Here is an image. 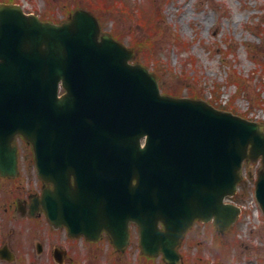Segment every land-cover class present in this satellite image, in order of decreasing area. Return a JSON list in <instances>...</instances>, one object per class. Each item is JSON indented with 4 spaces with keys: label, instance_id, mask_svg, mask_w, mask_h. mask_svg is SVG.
Returning <instances> with one entry per match:
<instances>
[{
    "label": "water",
    "instance_id": "water-1",
    "mask_svg": "<svg viewBox=\"0 0 264 264\" xmlns=\"http://www.w3.org/2000/svg\"><path fill=\"white\" fill-rule=\"evenodd\" d=\"M134 57L88 9L55 23L0 3V152L8 155L17 134L33 144L40 174L59 185L45 192L51 221L93 239L105 229L122 250L135 221L145 254L179 264L196 219L226 232L238 218L241 207L225 198L245 160H262L256 197L264 210V123L162 93ZM50 144L56 149L46 153ZM9 156L2 174L17 172Z\"/></svg>",
    "mask_w": 264,
    "mask_h": 264
},
{
    "label": "rangeland",
    "instance_id": "rangeland-1",
    "mask_svg": "<svg viewBox=\"0 0 264 264\" xmlns=\"http://www.w3.org/2000/svg\"><path fill=\"white\" fill-rule=\"evenodd\" d=\"M4 1L56 22L79 7L89 9L102 30L132 47L134 60L158 75L164 92L264 118V0H0ZM22 146V177L17 180L26 185L37 173L28 146ZM260 169L259 162L244 164V179L229 198L242 206L234 226L220 233L212 223L196 224L180 244L179 264H264V213L255 196ZM4 190L0 179V195ZM2 202L0 198V245L4 236L10 239L19 258L0 259V264H168L162 254L142 253L136 224L131 225V243L124 251L105 236L99 243L78 244V251L62 263L47 257V250L29 254L33 231L45 232L46 220L5 223Z\"/></svg>",
    "mask_w": 264,
    "mask_h": 264
},
{
    "label": "flooded vegetation",
    "instance_id": "flooded-vegetation-1",
    "mask_svg": "<svg viewBox=\"0 0 264 264\" xmlns=\"http://www.w3.org/2000/svg\"><path fill=\"white\" fill-rule=\"evenodd\" d=\"M22 145L23 144L19 143V146L17 147L19 165H21L22 163ZM26 145L30 150V158L33 159L34 162L31 147H29L28 144ZM20 176L22 177V173L18 174L17 176H0L3 188L6 189L4 190V193L0 195V198L3 200V212L4 214L5 212L7 213L4 217L5 223H8L13 219L31 220L36 218H44L46 220L47 226L44 227L45 232H42L40 228H36L33 231V246L29 247V254H32L33 251L43 254L47 250V257L56 259L55 257L58 256L62 257L64 261H67L68 258L72 257L71 253H73V251H75V253L78 251L77 249H75V246L80 243H91V241L85 235L73 236L70 234L66 226L60 224L54 225L49 222L45 211L42 209L41 200L44 189L51 188L54 190L56 188L55 183L45 181L39 175V173H37L35 179L28 180V183L24 185L23 181L20 182L19 180H17ZM9 185L12 188L7 190V186ZM6 191L10 193H5ZM31 212H33L34 215H32ZM105 236H107V234L104 232L102 237L104 238ZM3 239L4 240L2 241V245H0V248L4 246L5 249L6 246L9 250H12L14 252V255L17 256L18 259L19 255L15 251V249L11 247L10 239H5V236L3 237ZM50 244L52 245L50 246ZM72 247H74L75 250H73ZM57 253L58 255H56ZM3 255L5 256L7 254L4 252Z\"/></svg>",
    "mask_w": 264,
    "mask_h": 264
}]
</instances>
